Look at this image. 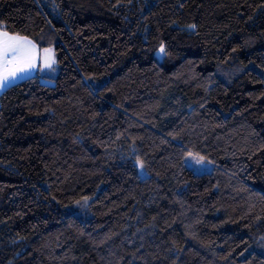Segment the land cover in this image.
Instances as JSON below:
<instances>
[{
    "label": "trees",
    "instance_id": "1",
    "mask_svg": "<svg viewBox=\"0 0 264 264\" xmlns=\"http://www.w3.org/2000/svg\"><path fill=\"white\" fill-rule=\"evenodd\" d=\"M0 27L58 66L0 92V264H264V0H0Z\"/></svg>",
    "mask_w": 264,
    "mask_h": 264
},
{
    "label": "snow or ice",
    "instance_id": "2",
    "mask_svg": "<svg viewBox=\"0 0 264 264\" xmlns=\"http://www.w3.org/2000/svg\"><path fill=\"white\" fill-rule=\"evenodd\" d=\"M188 27L194 29L195 25ZM165 54V45L161 43L158 56L162 58ZM38 61L40 67L54 70L56 60L52 49L45 48L41 52L27 36L10 33L0 27V89L10 86L19 75L36 68ZM203 159L200 157L198 163ZM137 165L142 167V162L138 160Z\"/></svg>",
    "mask_w": 264,
    "mask_h": 264
},
{
    "label": "rangeland",
    "instance_id": "3",
    "mask_svg": "<svg viewBox=\"0 0 264 264\" xmlns=\"http://www.w3.org/2000/svg\"><path fill=\"white\" fill-rule=\"evenodd\" d=\"M45 48H50L53 51V48L52 47H45ZM45 48H42V49H39L38 48V49L41 50V52H42V50L45 49ZM53 53H54V51H53ZM54 56H55V54H54ZM55 60H56V58H55ZM35 70H38L41 73H44L45 75L46 74L47 75H53V74H56L57 73L58 66H57V63H55L54 70L53 69H48V68H42V67L39 66V61H38L36 68H34V69L26 72L23 75H19V78L16 79V80H14L12 82V84L15 83V82H17L18 80H21L23 78H26V77H29L31 75H34L36 73ZM43 81L46 82V83H48V84H51L52 83L51 81L46 80V79H43ZM4 89H0V92L3 91ZM199 158L200 157H198L197 155H195L193 153H187L185 155V157H184V161H185L186 166L189 167L190 169H192V171L194 173H196V174L211 172V170L213 168L212 163L211 162L209 163V161L204 160V159L198 163ZM135 164H136V166L138 168V172H139L140 176H142V177L145 176L146 173H145L143 167L138 166L137 165V161L135 162ZM87 201H88V198H84L81 202L77 203L76 206L77 207H83V204H85ZM83 212H84V210L81 209L79 213L78 212H75V213L76 214H83Z\"/></svg>",
    "mask_w": 264,
    "mask_h": 264
},
{
    "label": "crops",
    "instance_id": "4",
    "mask_svg": "<svg viewBox=\"0 0 264 264\" xmlns=\"http://www.w3.org/2000/svg\"><path fill=\"white\" fill-rule=\"evenodd\" d=\"M36 72L38 71V70H35Z\"/></svg>",
    "mask_w": 264,
    "mask_h": 264
}]
</instances>
